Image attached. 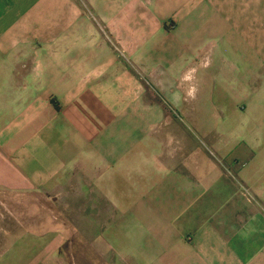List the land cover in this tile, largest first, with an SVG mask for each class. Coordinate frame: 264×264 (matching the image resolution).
<instances>
[{"label":"crops","instance_id":"obj_1","mask_svg":"<svg viewBox=\"0 0 264 264\" xmlns=\"http://www.w3.org/2000/svg\"><path fill=\"white\" fill-rule=\"evenodd\" d=\"M80 196L142 264H264V0H0V264Z\"/></svg>","mask_w":264,"mask_h":264},{"label":"rangeland","instance_id":"obj_2","mask_svg":"<svg viewBox=\"0 0 264 264\" xmlns=\"http://www.w3.org/2000/svg\"><path fill=\"white\" fill-rule=\"evenodd\" d=\"M84 197L80 196L77 203L66 204H63L64 202L61 204L59 200L50 201V198H47L46 210L43 212L46 217L43 222L55 225V228H47V230L60 231L66 239L59 252L58 262L60 264H142L131 259L130 253H133L134 243L132 229H126L125 244H119L117 229H102V224L105 222H97V218L87 219L90 213L87 214L85 210ZM62 207L65 209L62 210ZM129 213L122 217L128 219L126 222L133 220L132 213ZM29 215L31 218H37L36 212L31 211ZM21 220L27 222L23 217ZM108 224L112 226V222ZM60 226L62 227L59 228ZM120 237L122 238V235ZM123 248L127 252L125 255L118 251H124Z\"/></svg>","mask_w":264,"mask_h":264}]
</instances>
